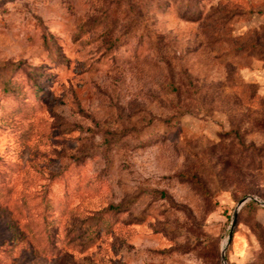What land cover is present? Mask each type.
<instances>
[{
    "label": "rangeland",
    "instance_id": "rangeland-1",
    "mask_svg": "<svg viewBox=\"0 0 264 264\" xmlns=\"http://www.w3.org/2000/svg\"><path fill=\"white\" fill-rule=\"evenodd\" d=\"M248 196L264 0H0V264H221ZM225 260L264 264L255 201Z\"/></svg>",
    "mask_w": 264,
    "mask_h": 264
},
{
    "label": "water",
    "instance_id": "water-1",
    "mask_svg": "<svg viewBox=\"0 0 264 264\" xmlns=\"http://www.w3.org/2000/svg\"><path fill=\"white\" fill-rule=\"evenodd\" d=\"M248 201H255L256 203H258L259 205L263 206L264 207V202L263 201H260L252 196H248V197H245L243 198L239 203H238V206H237V209L235 210L234 214H233V219H232V222H231V228H230V231H229V235H228V239H227V242H226V245L225 247L221 250V264H227L226 260H225V249H226V246L230 243L231 241V237L233 235V230H234V227H235V222H236V216H237V213L239 211V209L245 204L247 203Z\"/></svg>",
    "mask_w": 264,
    "mask_h": 264
},
{
    "label": "trees",
    "instance_id": "trees-1",
    "mask_svg": "<svg viewBox=\"0 0 264 264\" xmlns=\"http://www.w3.org/2000/svg\"><path fill=\"white\" fill-rule=\"evenodd\" d=\"M251 202H249V204H250ZM116 210H119V208H116Z\"/></svg>",
    "mask_w": 264,
    "mask_h": 264
}]
</instances>
